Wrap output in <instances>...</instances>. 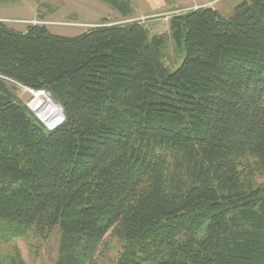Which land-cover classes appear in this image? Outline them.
<instances>
[{"label": "trees", "instance_id": "obj_1", "mask_svg": "<svg viewBox=\"0 0 264 264\" xmlns=\"http://www.w3.org/2000/svg\"><path fill=\"white\" fill-rule=\"evenodd\" d=\"M169 25L175 71L139 21L74 38L0 22V246L58 228L54 264H96L108 237L115 264H264V0ZM8 83L64 120L47 130Z\"/></svg>", "mask_w": 264, "mask_h": 264}, {"label": "rangeland", "instance_id": "obj_2", "mask_svg": "<svg viewBox=\"0 0 264 264\" xmlns=\"http://www.w3.org/2000/svg\"><path fill=\"white\" fill-rule=\"evenodd\" d=\"M244 1L246 0H0V22L17 32H24L33 25L32 22H37V25L45 26L51 35L74 38L104 21L111 24L139 21L146 27L151 38L162 37V61L170 71H175L182 64L185 51L182 46L177 47L170 38L169 18L186 10L208 6L215 9L221 17L229 18L234 9ZM122 3L127 4L130 9V17L123 16L121 8L119 9ZM8 87L47 127L53 126L45 122L46 117L42 113L48 102L62 113L58 104L47 100L49 98L46 94L35 95L12 83H8ZM253 181L255 185L263 183L264 174L255 175ZM59 241L58 228L47 235L32 230L22 240L0 246V263L10 264L11 259L18 255L23 264H54L58 257ZM122 251L123 243L108 237L98 253L96 264H115Z\"/></svg>", "mask_w": 264, "mask_h": 264}, {"label": "bare ground", "instance_id": "obj_3", "mask_svg": "<svg viewBox=\"0 0 264 264\" xmlns=\"http://www.w3.org/2000/svg\"><path fill=\"white\" fill-rule=\"evenodd\" d=\"M42 113L46 117V120L44 118L45 122L49 126H52L53 125L52 127H54L56 124H58V122L60 121V119H62V113L60 114L59 109L56 106H54V104H52L51 102H48L46 104V106L42 110ZM42 123L44 124V122H42ZM52 127H47V128L50 129Z\"/></svg>", "mask_w": 264, "mask_h": 264}, {"label": "water", "instance_id": "obj_4", "mask_svg": "<svg viewBox=\"0 0 264 264\" xmlns=\"http://www.w3.org/2000/svg\"><path fill=\"white\" fill-rule=\"evenodd\" d=\"M31 92H33V93H35L36 95H38V92H35V91H31ZM48 101H50V99H47ZM39 120V119H38ZM64 120V116H63V114H62V120L58 123V124H56L54 127H52V128H50V129H48L43 123V125L46 127V129L47 130H53L55 127H57L59 124H61V122ZM40 121V120H39ZM41 122V121H40Z\"/></svg>", "mask_w": 264, "mask_h": 264}, {"label": "built area", "instance_id": "obj_5", "mask_svg": "<svg viewBox=\"0 0 264 264\" xmlns=\"http://www.w3.org/2000/svg\"><path fill=\"white\" fill-rule=\"evenodd\" d=\"M197 8H195V9H192V10H196ZM191 10V9H190ZM186 11H188V10H186ZM185 11V12H186ZM33 23V25H37L38 23L37 22H32ZM38 95H44V93L43 92H38Z\"/></svg>", "mask_w": 264, "mask_h": 264}]
</instances>
